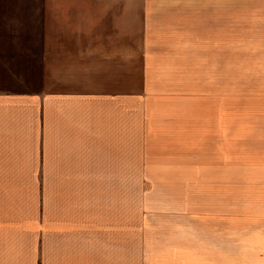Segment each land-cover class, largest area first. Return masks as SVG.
Here are the masks:
<instances>
[{"label": "crops", "instance_id": "0c3cea01", "mask_svg": "<svg viewBox=\"0 0 264 264\" xmlns=\"http://www.w3.org/2000/svg\"><path fill=\"white\" fill-rule=\"evenodd\" d=\"M33 3L0 1V71L24 79L41 30L47 75L84 86L0 89V264L38 236L44 264H133L134 175L176 174V240L141 264H264V0Z\"/></svg>", "mask_w": 264, "mask_h": 264}, {"label": "rangeland", "instance_id": "374dc122", "mask_svg": "<svg viewBox=\"0 0 264 264\" xmlns=\"http://www.w3.org/2000/svg\"><path fill=\"white\" fill-rule=\"evenodd\" d=\"M3 1V0H0ZM37 6L38 11L44 5V0H31ZM39 16V15H38ZM43 32L37 31V39L35 41V55L37 57H30L31 64H29V71L27 76L22 79L12 78L11 74L18 71H0V89L12 88H31L37 90H47L52 88L68 89L81 88L83 83H62L56 81L46 73L45 59L40 57L45 51V40ZM112 33V31H102V34ZM107 39V38H105ZM111 44L110 41L103 40L102 44ZM102 56L110 54L109 52H102ZM3 57H0L2 59ZM34 59V62L32 60ZM24 63V62H22ZM21 63V64H22ZM28 63V62H27ZM23 66L20 69L22 70ZM1 69V68H0ZM9 69V68H8ZM2 70V69H1ZM23 72V71H22ZM23 75V74H22ZM103 79V78H102ZM139 73L134 72V84H139ZM102 80V86L109 88L112 84L109 81ZM161 176V175H160ZM158 175H134V189H133V264H141L142 255L151 256L161 252L164 246L172 245V241L176 240L171 237L169 231L176 230V215L170 214V211L176 208V197H188L187 184L189 180L188 174L165 175L160 177ZM162 178V179H161ZM142 181L150 182V184H143ZM173 182L176 181L177 189H154L145 188L147 185L155 186V182ZM144 187V188H143ZM168 231V232H167ZM167 236V237H165ZM43 237L38 236V264H44L43 247L39 244ZM149 246V250H144L142 247ZM164 249V248H162ZM144 250V253H143ZM155 258V257H153Z\"/></svg>", "mask_w": 264, "mask_h": 264}]
</instances>
